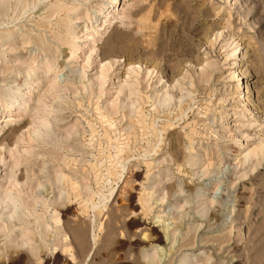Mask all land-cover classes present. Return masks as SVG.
<instances>
[{"label":"rangeland","instance_id":"374dc122","mask_svg":"<svg viewBox=\"0 0 264 264\" xmlns=\"http://www.w3.org/2000/svg\"><path fill=\"white\" fill-rule=\"evenodd\" d=\"M79 1L0 0V264H264V0Z\"/></svg>","mask_w":264,"mask_h":264},{"label":"bare ground","instance_id":"6f19581e","mask_svg":"<svg viewBox=\"0 0 264 264\" xmlns=\"http://www.w3.org/2000/svg\"><path fill=\"white\" fill-rule=\"evenodd\" d=\"M70 1H72V0H70ZM79 1V0H78ZM112 2H114V6H115V8L114 9H118V7H119V5H120V0H112ZM78 3H80V1L78 2ZM77 3V4H78ZM54 6H56V5H54ZM56 7H58V6H56ZM59 8V7H58ZM57 8V9H58ZM62 8V7H61ZM60 8V9H61ZM59 10V9H58ZM57 10V11H58ZM51 11V10H50ZM56 11V12H57ZM64 12V11H63ZM67 12H68V10H67ZM55 13V12H54ZM97 13H99V14H97ZM96 14H97V17H100V15H103V18H102V23H101V25H100V27L101 26H105V27H108L109 28V26L113 23V16H117L115 13H114V10L112 9L109 13H107V10L103 13V12H97ZM100 13H102V14H100ZM51 14V13H50ZM95 14V13H94ZM53 16V15H52ZM112 16V17H111ZM72 19V18H71ZM91 23V22H90ZM92 26V25H91ZM93 27V26H92ZM100 27H96V28H94V31H96V32H101L102 30H101V28ZM103 31H104V29H103ZM95 37V36H94ZM107 44H108V42H107ZM75 47V46H74ZM75 49V48H74ZM75 50H77V49H75ZM73 52V51H72ZM76 52V51H75ZM74 53V52H73ZM72 53V54H73ZM64 54V53H63ZM72 58H74V57H72ZM200 59V63H203L205 60H207L208 58L206 57V56H203L202 58H199ZM74 60V59H73ZM101 63V62H100ZM113 66V65H112ZM129 66V65H128ZM42 67V66H41ZM47 72H50V70H51V67H50V65L49 64H46L44 67H43ZM73 68V67H72ZM77 67H75L74 66V70L76 69ZM111 67H107V68H102V70H101V73L103 74V73H106V72H108V70L110 69ZM42 70V71H45V70ZM110 71V70H109ZM36 71L35 70H33V73H35ZM82 72L84 73V74H86L85 73V71L84 70H82ZM103 76V75H102ZM62 77H65V73H62V74H60L59 76H56L55 78H56V83H58L61 79L60 78H62ZM21 93V92H20ZM23 96H25V98L26 99H28V98H30V96L27 94V93H23L22 94ZM21 95V96H22ZM12 98V97H11ZM18 103V101L15 99V100H12L11 102H9L8 103V107L6 108V109H8V111H10V110H12L13 108H16L15 107V104H17ZM20 103V102H19ZM6 109H5V111H6ZM15 110V109H14ZM6 121L4 120V121H2L1 123H7V122H10L11 120H9V118H7L6 117ZM12 122V121H11ZM42 125V124H41ZM1 130V129H0ZM252 152V151H251ZM4 154V153H3ZM8 155H9V159H10V157L12 158V156H14L13 155V153L12 152H8L7 153ZM16 156L18 157L19 155L18 154H16ZM15 157V156H14ZM5 158V157H4ZM17 158H14V159H12V161H11V163L10 162H8V163H3L4 162V160H2L1 159V157H0V164H2V167L4 168L3 170L4 171H6V170H8V180L6 181V183H7V187H6V189H4V190H2V192H0V210H2V211H5V210H8L7 211V213H13V212H20V213H22V212H24L25 211V209H27L28 207H36V204H37V201H35V200H33L32 198L30 199V200H27V197H28V195H26L25 197H24V195H22V193H23V190H25V189H22V188H18L17 187V182H16V180H15V174H14V171L12 170L14 167H17L18 165H19V163L18 162H16L17 160H16ZM258 160V159H257ZM229 165V164H228ZM230 167V166H229ZM229 167H227V168H229ZM1 168V167H0ZM223 169V168H222ZM225 170V169H224ZM226 171V170H225ZM3 175V174H2ZM3 176H5V175H3ZM1 177V176H0ZM187 186V185H186ZM0 187H1V184H0ZM188 187V186H187ZM188 189V188H187ZM191 190H192V188H191ZM26 192H27V190H25ZM40 191V190H39ZM27 194V193H26ZM217 194L219 195V193L217 192ZM43 195V194H42ZM211 196V199H212V201H214V200H216L217 199V196L215 195V192H214V195L212 196V195H210ZM209 196V197H210ZM221 196V195H220ZM220 198V197H219ZM219 202V201H218ZM54 211V210H53ZM216 212V211H215ZM57 213V212H56ZM54 214H55V212H54ZM58 214V213H57ZM211 214V213H210ZM216 214V213H215ZM211 216V215H210ZM53 217H54V215H53ZM209 217V216H208ZM210 218V217H209ZM54 218H52L51 220H53ZM155 219H157V218H155ZM154 220V219H153ZM152 221V220H151ZM57 222V220L56 221H54V223H56ZM157 222V221H156ZM34 223V227H36V228H40L39 226V224L38 223H36V222H33ZM58 223V222H57ZM57 223L55 224V225H57ZM5 227H8V225H10V226H13V227H17L18 229H22V230H24L25 232H26V228L29 226V225H31V223L29 222V223H26V222H22V221H19V220H17V219H14V218H12V216H10V217H8V219L6 220V221H4L3 223H2ZM161 224V223H160ZM54 225V224H53ZM151 225V224H150ZM153 225V224H152ZM177 226V225H176ZM156 227V226H155ZM162 227V226H161ZM35 228V229H36ZM151 230L150 231H152V235H150L147 239V241L148 242H150L151 243V245H154V247H155V249H157V252L159 253V252H162L163 251V247H164V245H165V243H166V241L169 239V232L167 231V229L166 228H164V229H161V230H159L158 232H156L155 233V231L153 230V228H152V226H150L149 227ZM43 229V228H42ZM37 230V229H36ZM19 231V230H18ZM143 237L144 236H146V235H142ZM172 238V237H171ZM35 242V241H34ZM36 243V242H35ZM163 244V245H162ZM174 244V243H173ZM161 245L163 246V247H161ZM171 246V245H170ZM170 246H168L167 248H169ZM7 248V247H6ZM40 249H41V247H39ZM10 250V249H9ZM13 250V249H12ZM17 250V249H16ZM14 251V250H13ZM18 251H20V249L18 250ZM33 251V250H32ZM38 251H40V250H38ZM10 252H12V251H10ZM13 253V252H12ZM17 253V252H16ZM160 254V253H159ZM162 254V253H161ZM158 257V256H157ZM45 259H47V258H45Z\"/></svg>","mask_w":264,"mask_h":264}]
</instances>
